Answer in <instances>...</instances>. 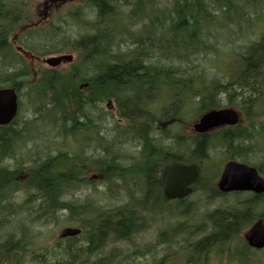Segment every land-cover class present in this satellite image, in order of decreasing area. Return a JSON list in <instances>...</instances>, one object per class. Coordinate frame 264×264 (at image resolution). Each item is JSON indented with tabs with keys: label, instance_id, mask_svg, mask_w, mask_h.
<instances>
[{
	"label": "trees",
	"instance_id": "16d2710c",
	"mask_svg": "<svg viewBox=\"0 0 264 264\" xmlns=\"http://www.w3.org/2000/svg\"><path fill=\"white\" fill-rule=\"evenodd\" d=\"M82 1L69 8L66 16L30 26V0H0V88L14 87L19 95L18 114L9 124L0 126V264H86L87 258L88 264H114L119 256L117 248H111L104 258L97 253L118 241L133 246L123 254L126 259L154 255L158 246L166 244L165 252L153 264H169L179 251L181 258L184 256L180 264H206L204 257L214 250L226 251L239 264H246L249 254L256 250L248 246L242 233L256 218L264 217V210H259L264 196L223 194L213 178L202 176L195 191L206 194L207 204L218 199L222 204L205 216L206 234L194 246L189 237L181 236L184 232L194 235L202 228L201 224L196 230L197 224L192 228L188 221L195 209L190 206L192 202L187 198L168 201L156 174L172 160L204 166L211 149L225 150L230 158H243L245 162L251 153L259 151L252 140L260 142L264 138L263 124L255 119L264 111V35L249 43L242 54L244 68L236 89L230 82L214 80L200 94V112L219 106L215 100L219 91L226 92L230 100L238 95L245 122L202 136L180 134L171 128L163 131L164 141L157 144L151 135L156 125L154 117L144 116L151 99L154 97L157 103L156 96L162 89L176 91L174 96L180 98L192 92L198 95L195 81H200V90L205 82L203 72L195 69L199 64L193 65L215 49L210 37L215 39L214 21L224 13L243 17L244 7L236 0H171L170 7L159 6L158 0ZM147 8L163 17L154 21L156 29L163 32L156 40L140 34L150 23ZM134 23L142 24L138 33L132 29ZM13 36L19 38L13 40ZM15 43L39 59L73 52L76 60L69 67L55 70L43 62L32 68ZM175 58L180 64L172 62ZM110 99L116 103L115 113L99 107V102ZM91 111L103 113L91 122L86 118ZM106 115L114 121L111 126ZM119 119L127 124H118ZM90 128L95 135L89 136L90 140H97L98 151L88 157L84 149L77 151L86 138L79 140L77 136ZM102 128L106 130L103 133ZM58 137L64 138L62 145ZM100 139L103 144H99ZM133 144L141 145L140 155L126 164L121 161L120 149ZM257 164L264 172L262 164ZM92 172L100 179L91 180ZM137 178L141 198H135L131 189L134 180L138 184ZM100 182L107 185L108 197L117 199L121 187L128 199L108 206L84 193L91 188L99 195ZM21 192L25 193L23 199L16 201ZM120 199L123 197L117 201ZM157 202L163 208L171 204L168 208L180 210V217L174 225L171 216L163 220L157 241L141 249L134 238L162 213ZM62 213L69 215L71 221L67 222L82 227L83 233L66 242L57 240L51 248L37 247L44 234L35 227L59 219ZM198 250L204 251L201 257L196 254Z\"/></svg>",
	"mask_w": 264,
	"mask_h": 264
},
{
	"label": "rangeland",
	"instance_id": "374dc122",
	"mask_svg": "<svg viewBox=\"0 0 264 264\" xmlns=\"http://www.w3.org/2000/svg\"><path fill=\"white\" fill-rule=\"evenodd\" d=\"M237 4L239 6H243L244 8L242 9L245 13L243 17H239L238 14L235 12L230 13V15L227 14H221L216 20L214 21L212 27V32L213 36L215 39L211 37V40L215 46L214 50H211L207 54V58H202L195 61V64H199V68H195L197 71H202L204 74V87L203 89L200 90L201 84L200 81L197 80L194 83L195 91L198 92V94H202L203 90L206 86L210 85L214 79H219L222 83H228L231 82L233 86L237 87L235 84L237 82V77L240 74V71L243 69V60L240 57V54L245 50L246 46L251 42L252 40L258 39L260 37V34H255L256 33H262L264 32V0H236ZM159 6L167 5L171 6L172 2L171 0H158L157 1ZM156 2V3H157ZM30 4L33 7V17L32 19L28 22L29 25L36 23L37 22V15L38 12L40 11V7L42 5L40 0H30ZM53 10L52 11H62L66 8V5L64 3H59L57 5L52 6ZM148 12L149 11V8ZM47 12H50V9L47 10ZM249 12L248 14H246ZM251 13V14H250ZM246 14V15H245ZM229 17L235 22L229 20ZM162 14H153L150 12V23L147 29H144L140 32V34L146 38V37H154L156 40L159 36L163 34V32L160 29H156L154 21L156 19H159L162 21ZM152 23V24H151ZM142 24H137L134 23L132 24V29H134L137 33L139 32V29L141 28ZM29 27V26H28ZM235 27L237 30H235ZM24 27L18 28L21 30ZM153 28V30H152ZM146 41H149L147 39ZM22 54L26 55L30 66L32 68H37L38 64L40 62H43L41 59L32 56L31 54H26V52H23ZM60 54V53H56ZM174 64H180L177 61V58L172 60ZM187 62V61H186ZM183 63V62H182ZM186 65V63H183ZM192 66V67H193ZM90 75V74H89ZM160 91L156 97H158L157 103L153 99H151L152 102H150L146 114L144 116H148V118L151 117H156L158 120L163 117V114L166 112H170L171 118L175 124H185L186 126L184 127V133L185 134H191L192 130L190 129L191 125L198 116V111L200 109V103L198 100L201 99L200 95L193 96L191 95L192 93L188 94L186 96V101H187V106H182L180 100H175V102L171 103V101L168 100V95H166V92ZM217 98L219 99V102L222 107L224 106H235V103L233 102L232 104H229V97L227 93L224 91H219L217 94ZM177 101V102H176ZM238 108V107H237ZM180 110V111H179ZM99 111V109H98ZM101 113H93L88 112L90 116H87L86 118H89L92 121H95L98 119V116L101 115ZM109 120H111L108 115H106ZM264 121V117H263ZM168 121H157V124H160L161 126H164L165 128H168ZM112 123V122H110ZM124 123V122H122ZM171 124V123H170ZM112 124H109L111 126ZM92 129L90 128L88 131L78 134V139L82 140L83 137L87 134L88 138L86 139V142H81L79 145V150L84 149V153L86 156H93L94 154L97 153L98 150H96V145L98 142L96 141V145L92 141V138L90 140V137H94L95 135H92L91 131ZM104 131L105 128H104ZM158 136H160V133H157ZM90 136V137H89ZM63 137H58L57 141L61 144ZM72 139L75 142V138L72 137ZM61 141V142H60ZM102 142V143H101ZM103 140L100 139L99 143L103 144ZM83 143V144H82ZM159 144V143H158ZM166 144V143H165ZM164 144V145H165ZM62 145V144H61ZM78 144L76 145L77 147L79 146ZM76 146H72L73 149H76ZM66 147V146H65ZM70 147V146H69ZM71 147V148H72ZM99 148V146H98ZM123 151L128 154V156L123 157L126 158L124 163H132L135 160V157L139 155V149H141V145L133 144V145H126L124 147ZM77 148V151H79ZM211 154V159L206 163V167H204L203 171L207 173V175H212V173L215 171L217 172V175L215 176L214 181L216 182V179L218 180L219 178V173L222 170V166L224 165L223 163L225 162V157L227 156L225 150H216L213 149L210 151ZM264 151L259 152L258 155V161L261 159L264 161ZM223 158V159H222ZM219 159V160H218ZM218 160V161H217ZM251 160L254 161L255 158L251 157ZM209 167H208V166ZM94 173V172H92ZM137 183L139 182V178L136 179ZM100 190L105 191L107 190V185L103 184L102 186L99 185ZM74 191V190H73ZM105 192L102 194L100 193L99 195L94 194L91 192V188L87 189L84 191L85 194H90L94 200H98L101 204H105L108 206H113L119 201L114 198H108V196L105 194ZM25 193L21 192L18 193L15 200L16 201H21L24 197ZM153 195V194H152ZM150 195L149 197V202H152L153 196ZM232 197H226L225 199H231ZM190 200L192 202H195L197 205V213L194 214L192 217L188 219L189 223H193L196 221H199L203 215V213L206 211H209L210 209H213L216 206H220L222 203V199L216 200L214 203L207 205V202H205V194H194L191 196ZM166 205V204H165ZM167 206V205H166ZM191 208H196L194 203H190ZM263 209H264V202H263ZM206 211V213H207ZM166 216H177V211L175 209H170L168 208L167 211L164 212ZM68 214V213H67ZM66 215L60 214L59 219L55 220L56 218H52L51 220L55 221H50L48 224L42 225V226H36L35 229L41 230L44 234V237L41 239V241L38 243L39 248H44L46 246L50 247L54 245V243L59 239L58 233L59 231L63 228L66 227L70 223H66ZM164 224H159L158 221H156L152 227L146 232L143 233L141 236H139L135 241L137 245H142V244H148L155 242L158 236L159 229L163 226ZM16 230H19V225L16 228ZM192 244L195 246L196 243L192 241ZM113 247H118L122 248L125 252L129 250V244L127 242H118L117 244H112L109 243L106 248L104 254L108 253L111 248ZM198 257H201L204 254V251H196ZM159 255V254H158ZM184 259V256H183ZM91 260H95L94 257L91 258ZM136 260V259H135ZM135 264H153V256L147 255L146 257L137 259ZM250 262H253V264H264V252L260 251H255L249 254V262L246 264H250ZM23 264H31L29 261H25ZM170 264H174L173 261L170 262ZM207 264H238L234 261H231L227 258V256L224 254L222 257H218L217 255L211 256Z\"/></svg>",
	"mask_w": 264,
	"mask_h": 264
},
{
	"label": "water",
	"instance_id": "95a60500",
	"mask_svg": "<svg viewBox=\"0 0 264 264\" xmlns=\"http://www.w3.org/2000/svg\"><path fill=\"white\" fill-rule=\"evenodd\" d=\"M72 55L49 56L44 61L50 66H57L62 61H71ZM19 108L18 94L15 88H0V125L10 123L17 115ZM239 121L238 113L234 109H213L203 114L193 124L197 133L204 134L209 130L225 125H234ZM200 174L198 164H183L170 162L163 166L157 174V180L162 186L164 194L169 199L183 198L192 192L189 185L196 181ZM218 188L221 192L240 190H253L256 193L264 192V178L257 169L246 164L230 161L220 176ZM80 229L66 228L60 233L61 236L76 235ZM246 240L256 248L264 247V222L259 220L245 234Z\"/></svg>",
	"mask_w": 264,
	"mask_h": 264
},
{
	"label": "flooded vegetation",
	"instance_id": "af4514ba",
	"mask_svg": "<svg viewBox=\"0 0 264 264\" xmlns=\"http://www.w3.org/2000/svg\"><path fill=\"white\" fill-rule=\"evenodd\" d=\"M40 1H41L42 5H41V7L39 9L40 11L38 12V15H37V19H38L37 23H38V25H36V26H41L42 24H46L48 21H49L48 23H50L53 17L56 18L59 15H65L66 16L67 11L73 5L83 4L82 0H40ZM59 3L60 4L64 3L66 5V8L64 10H62V11H58V10L57 11H52L53 10L52 6L57 5ZM48 9H50V12H47ZM15 38L18 39L19 37L18 36H13V40ZM15 47L19 51L22 46H20L19 44L15 43ZM67 53H72L74 55L73 60L71 62L70 61L69 62L65 61V62L60 63L58 66L53 68L54 70L55 69H60L62 67H66V66L69 67L72 63L75 62V60H76L75 54L73 52H67ZM83 85L84 84H81L80 87H82ZM98 104H99V107L102 108V109L103 108L107 109V107H111V106H114L115 108H117L116 103L112 99H110L106 103L99 102ZM146 112H147V109H146ZM165 145H167V144H165ZM162 153H164L166 155L165 152L162 151Z\"/></svg>",
	"mask_w": 264,
	"mask_h": 264
},
{
	"label": "bare ground",
	"instance_id": "6f19581e",
	"mask_svg": "<svg viewBox=\"0 0 264 264\" xmlns=\"http://www.w3.org/2000/svg\"><path fill=\"white\" fill-rule=\"evenodd\" d=\"M188 56V55H187ZM184 57V55H183ZM187 59V58H186ZM183 60V59H182ZM190 68V67H189ZM190 74V73H189ZM185 77V76H184ZM187 80V79H186ZM189 91V90H188ZM257 100V99H256ZM248 101V100H247ZM246 135V134H245ZM250 140V139H249ZM100 144V143H99ZM181 145V144H180ZM158 189V188H157ZM162 198V197H161ZM135 200V199H134ZM134 225V224H133Z\"/></svg>",
	"mask_w": 264,
	"mask_h": 264
}]
</instances>
